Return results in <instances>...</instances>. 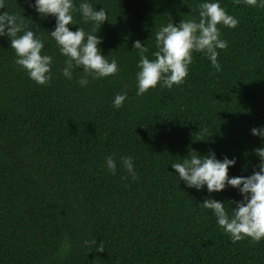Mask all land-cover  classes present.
I'll list each match as a JSON object with an SVG mask.
<instances>
[{
    "label": "trees",
    "instance_id": "1",
    "mask_svg": "<svg viewBox=\"0 0 264 264\" xmlns=\"http://www.w3.org/2000/svg\"><path fill=\"white\" fill-rule=\"evenodd\" d=\"M73 19L86 32L78 6ZM108 19L96 29L101 54L115 58V75L81 87L83 75L60 74L65 57L27 0H6L0 13L17 14L45 42L52 78L38 85L17 66L0 37V264H264V239L233 242L217 225L206 198L240 200L237 189L209 194L179 181L171 163L189 151L235 157L229 177L258 171L255 149L264 139V8L219 0L236 27L217 25L225 49L220 71L193 52L184 82L160 83L136 95L139 40L152 55L155 32L171 19H198L203 0H88ZM79 25H70L75 31ZM117 93H127L120 108ZM117 161L115 174L105 157ZM130 156L136 178L120 164ZM234 206V205H233ZM87 241V244H85ZM102 247L104 251L99 252Z\"/></svg>",
    "mask_w": 264,
    "mask_h": 264
},
{
    "label": "clouds",
    "instance_id": "2",
    "mask_svg": "<svg viewBox=\"0 0 264 264\" xmlns=\"http://www.w3.org/2000/svg\"><path fill=\"white\" fill-rule=\"evenodd\" d=\"M27 2L40 17L54 19V28L47 32L55 42L59 54L65 57L64 66L60 69V74L64 78L71 80L73 71L80 69L83 75L77 83L84 87L89 83L88 76L99 79L116 74L118 71L116 59L109 60L108 56L101 54L99 47L101 38L97 35L96 29L108 19L104 7L97 10L88 0H81L78 11L83 21L90 22L93 26L92 31L86 32L73 19V13L77 11L73 0H27ZM234 2L264 8V0ZM5 4L6 0H0V8H5ZM238 22L235 17L227 14L219 0H203L198 5V19H182L175 24L170 19L167 24L158 28L154 34L157 49L152 54L154 59H149L145 55L148 49L141 41H134L132 47L137 50L139 57L138 71L135 73L136 95L146 93L158 83L169 89L173 85L183 83L188 75L193 52L202 53L211 66L220 71L217 50L225 49L227 41L221 39L217 25L234 28ZM70 25L79 27L72 31ZM0 37L7 38L9 47L15 52L14 63L26 72L29 79L38 85L50 81L53 57L42 54L45 42L36 36L17 14L7 11L0 13ZM126 98L127 93L115 94L113 107L120 108ZM250 133L264 139V126L253 127ZM255 154L259 157V164L256 166L258 171L254 168L252 174L248 176L229 177L228 170L236 164L235 157L229 159L225 156L218 159L212 151L200 155L190 150L182 162L170 164L179 181H183L187 188H194L197 191L206 189L209 194L220 192L226 187L238 190L241 199L229 201L230 214L225 209V202L209 197L200 203L203 208L212 211L217 225L233 242L245 237L256 242L264 239V148L255 149ZM120 164L133 179L136 178L132 157L121 156ZM105 166L111 174H115L117 161L109 155L105 157ZM98 251L104 250L100 247Z\"/></svg>",
    "mask_w": 264,
    "mask_h": 264
}]
</instances>
